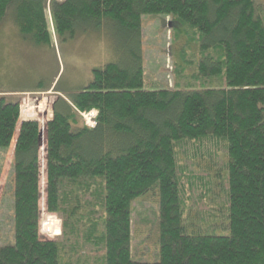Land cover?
Wrapping results in <instances>:
<instances>
[{
  "label": "trees",
  "instance_id": "obj_1",
  "mask_svg": "<svg viewBox=\"0 0 264 264\" xmlns=\"http://www.w3.org/2000/svg\"><path fill=\"white\" fill-rule=\"evenodd\" d=\"M147 15L171 16L197 29L205 52L215 45L219 57H205L200 72L224 73L227 88L143 90ZM9 16L34 46L50 44L52 33L73 38L81 26L109 21L121 30L131 60L129 66L117 62L95 70L87 88L70 100L57 99L46 148L39 122L28 121L36 119L33 109L23 120L28 112L20 117V103L0 97V150H13L14 190V244L0 247V264H60L67 249L64 241L40 235V153L46 158L49 212L42 222L52 233L51 215L72 212V201L90 194L85 239L93 243L100 207L107 215L106 264H264V19L254 0H0V27ZM46 104L40 103L42 111ZM93 110L96 127L88 128L80 114ZM202 150L212 165L203 180L185 163L196 167ZM219 165L228 177L221 206L228 213V236L191 222L188 205L194 187L206 185L205 197L215 192L212 170ZM153 188L160 198L159 261L137 262L131 258V209ZM67 229L64 218L63 239ZM76 248L71 245L72 252Z\"/></svg>",
  "mask_w": 264,
  "mask_h": 264
},
{
  "label": "rangeland",
  "instance_id": "obj_2",
  "mask_svg": "<svg viewBox=\"0 0 264 264\" xmlns=\"http://www.w3.org/2000/svg\"><path fill=\"white\" fill-rule=\"evenodd\" d=\"M50 2L52 0H49ZM63 1V0H58ZM259 16L264 19V0H254ZM50 5V3H49ZM50 13V11H48ZM50 16V15H49ZM86 30V31H83ZM53 37L51 43L45 46H34L24 40L12 16H9L0 27V97L7 102L20 103V117L28 112L24 119L30 118L31 109L41 126L42 147L46 148V126L53 119V107L58 98L70 100L75 94L87 88L94 78L95 70H102L110 63L130 65L129 46L124 44L119 27L109 21L100 26H81L73 38ZM205 39L192 26L176 21L166 15H147L142 18L141 66L143 69V90L157 92L162 90L180 89L195 91L204 89H224L227 82L224 73L218 76L205 77L201 75L200 65L205 57L217 55L215 45H210L207 51L203 45ZM132 63V62H131ZM40 90H51L48 94H24ZM46 101L44 108L40 103ZM33 106V108H32ZM97 113V112H96ZM82 114V115H81ZM86 127L91 113H81ZM84 118H83V117ZM97 114H95V118ZM21 118L19 128L21 126ZM80 118V119H81ZM82 122V121H81ZM19 128L17 131H19ZM91 128V127H88ZM95 128V127H94ZM15 136L12 147L17 140ZM41 152V151H40ZM13 150H0V247L14 244V190H11L9 179L12 176L11 165ZM194 167L185 160L191 172L197 179L210 177L212 165L204 150L198 153ZM207 160V161H206ZM221 160V159H220ZM41 163V221L40 235L44 240H60L67 245L65 253L60 258V264H106L107 249L104 240V222L107 215L97 208L98 227L92 231L93 243L86 242L85 236H90L89 212L85 207L93 203V197L88 194L72 201L71 211L80 206L77 214H53V231H48V225L42 222V217L49 214L46 204V158ZM222 163L218 162V164ZM191 166V167H190ZM208 173H207V172ZM214 174V191L205 197L206 188L197 190L194 187L191 194V222L196 223L206 233L214 236H228L227 212L221 206L225 205V191L228 186L227 172L219 165L212 170ZM221 173L222 177L219 176ZM209 181L205 178V181ZM224 182V183H222ZM222 184H224L222 186ZM222 188V189H221ZM95 189V187H94ZM83 192V189L79 190ZM216 201V204L213 202ZM218 204V205H217ZM67 219V237L63 239L64 218ZM82 219V220H81ZM131 258L133 261L155 263L159 261L160 250V198L157 188L139 197L131 209ZM77 248L71 251V245Z\"/></svg>",
  "mask_w": 264,
  "mask_h": 264
},
{
  "label": "built area",
  "instance_id": "obj_3",
  "mask_svg": "<svg viewBox=\"0 0 264 264\" xmlns=\"http://www.w3.org/2000/svg\"><path fill=\"white\" fill-rule=\"evenodd\" d=\"M90 113H91L92 116H89L90 117L89 120L87 119V125H88V127L94 128V127H96V118H95L96 112L95 111H92Z\"/></svg>",
  "mask_w": 264,
  "mask_h": 264
},
{
  "label": "crops",
  "instance_id": "obj_4",
  "mask_svg": "<svg viewBox=\"0 0 264 264\" xmlns=\"http://www.w3.org/2000/svg\"><path fill=\"white\" fill-rule=\"evenodd\" d=\"M51 90H40V91H36V92H27V93H24V94H43V95H46L50 92Z\"/></svg>",
  "mask_w": 264,
  "mask_h": 264
},
{
  "label": "bare ground",
  "instance_id": "obj_5",
  "mask_svg": "<svg viewBox=\"0 0 264 264\" xmlns=\"http://www.w3.org/2000/svg\"><path fill=\"white\" fill-rule=\"evenodd\" d=\"M94 111V110H93ZM96 111V110H95ZM97 114V113H96ZM84 118V117H83ZM98 123V122H97Z\"/></svg>",
  "mask_w": 264,
  "mask_h": 264
}]
</instances>
